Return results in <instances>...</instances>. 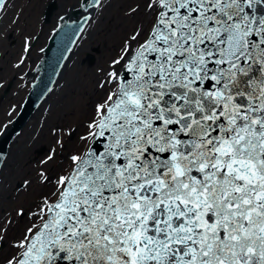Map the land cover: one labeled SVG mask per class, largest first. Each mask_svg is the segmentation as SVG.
Instances as JSON below:
<instances>
[{
    "label": "snow or ice",
    "instance_id": "1",
    "mask_svg": "<svg viewBox=\"0 0 264 264\" xmlns=\"http://www.w3.org/2000/svg\"><path fill=\"white\" fill-rule=\"evenodd\" d=\"M81 6L70 31L87 35L106 0ZM144 11L147 26L99 70L106 95L85 148L5 264H264V0H146Z\"/></svg>",
    "mask_w": 264,
    "mask_h": 264
},
{
    "label": "rangeland",
    "instance_id": "2",
    "mask_svg": "<svg viewBox=\"0 0 264 264\" xmlns=\"http://www.w3.org/2000/svg\"><path fill=\"white\" fill-rule=\"evenodd\" d=\"M50 1L52 0H9L2 12L0 134L17 115L30 87L32 70L40 54L39 48L30 46L26 52L25 43L22 47L24 36L29 42L32 35L30 32L26 33L28 22L33 23L34 32L38 30L37 33H43L46 38L56 19L67 12V9L77 7L80 0H55L56 9L50 21L45 22L42 20L43 4L48 5ZM145 3L146 0H106V7L102 12H93L96 23L90 29L86 26L87 35H80L53 89L11 141L0 171V237H3L0 241V264H5L7 258L14 254L12 244L21 238L24 229L29 226L30 213L35 210V204L53 190L57 176L66 170L63 165L71 161V154L79 151L75 142L83 131H87V123L93 116L95 103L106 95V92H101L97 87L102 78L99 70H107L108 63L122 44V38L133 31L143 14L146 15L144 25L147 26ZM137 4L140 5V11L133 15L129 9ZM15 46H18V52L10 59L9 52ZM88 54L93 56L91 61L87 59ZM21 57L24 58V63L16 67ZM90 79L93 85L87 92L84 85ZM10 83L11 87L6 92ZM72 117L79 119L75 118L72 123ZM85 119L87 120L84 121ZM70 128L75 130L74 135L69 136ZM53 129L57 131L54 132ZM53 150L54 159L48 161L47 157L53 154ZM41 172L50 177V183L41 181ZM24 179L31 181V187L27 191L21 189L18 192L16 185ZM20 206L29 213L23 219L16 216ZM10 220L13 223L8 224Z\"/></svg>",
    "mask_w": 264,
    "mask_h": 264
},
{
    "label": "water",
    "instance_id": "3",
    "mask_svg": "<svg viewBox=\"0 0 264 264\" xmlns=\"http://www.w3.org/2000/svg\"><path fill=\"white\" fill-rule=\"evenodd\" d=\"M85 2L86 0H80L77 7L70 8L67 12L60 15L57 19L56 27L51 30L50 35H48L47 42L42 47L43 51H41V55L32 70L30 79L33 80L30 82V87L21 103L19 111L16 117L12 119L10 125L0 134V152L5 154L4 161L8 154L11 141L53 89L69 54L78 41L81 32L77 31L73 34L70 30L84 25V17L88 12L81 5ZM55 9L56 1L52 0L47 5L44 13L45 22L50 21L51 15ZM61 17H63V19H61ZM66 47L68 50L64 51ZM87 59L91 61L93 56L88 54ZM11 83L8 84L5 90L6 92L9 91ZM1 169L2 166H0V171Z\"/></svg>",
    "mask_w": 264,
    "mask_h": 264
},
{
    "label": "flooded vegetation",
    "instance_id": "4",
    "mask_svg": "<svg viewBox=\"0 0 264 264\" xmlns=\"http://www.w3.org/2000/svg\"><path fill=\"white\" fill-rule=\"evenodd\" d=\"M7 5V4H6ZM46 5V4H45ZM44 4H43V9L44 10H42L43 11V15H44V13H45V10H46V7H47V5L45 6ZM44 6H45V8H44ZM68 10V9H67ZM66 11V10H65ZM4 12V11H3ZM58 19V18H57ZM57 19H56V21H55V23L52 25V29L51 30H53L55 27H56V24H57ZM42 20H44V17L42 18ZM7 26V25H6ZM26 30V33H32V35L30 36V40H29V42H30V46H32V47H34V48H36V49H38V51H39V53L41 54V49H42V47L44 46V44L47 42V37H48V35H50V32L48 33V35L46 36V38H44L45 37V35L42 33L41 35L40 34H38L37 32H38V30L36 31V32H34V25H33V23L31 24V22H28V25H27V27L25 28ZM44 39V40H43ZM43 41V42H42ZM23 45H22V47H24V43H25V36H24V39H23ZM19 46V45H18ZM18 46H15V47H13V48H11V50H10V52H9V57H10V59L12 58V56L14 55V54H16L17 52H18ZM40 54L38 55V58L40 57ZM8 61V60H7ZM8 62H10V61H8Z\"/></svg>",
    "mask_w": 264,
    "mask_h": 264
},
{
    "label": "bare ground",
    "instance_id": "5",
    "mask_svg": "<svg viewBox=\"0 0 264 264\" xmlns=\"http://www.w3.org/2000/svg\"><path fill=\"white\" fill-rule=\"evenodd\" d=\"M8 1L9 0H7V2H6V4L8 3ZM3 12V11H2ZM2 12H1V14H0V18H1V15H2ZM88 12V11H87ZM147 21V19H146V15L145 14H143L142 16H141V18L139 19V21H138V23H137V25H139V24H144L145 22ZM136 25V26H137ZM124 30L122 29V31L121 32H123ZM119 36H120V34H119ZM122 40H123V38H122ZM33 79H31V81H32ZM92 85H93V83H92V79H90L89 81H87L86 83H85V85H84V88L85 89H87L88 91L87 92H89V89H91L92 88ZM40 106V105H39ZM36 111V110H35ZM34 111V112H35ZM77 114H79L80 113V111H79V109H77ZM15 114H16V112H15ZM14 114V115H15ZM16 117V116H15ZM75 118L77 119L78 117H72V123H74V120H75ZM79 119V118H78ZM87 119H85L84 121H86ZM87 132H88V129H87V131H83L82 133H81V136H86L87 135ZM75 145H76V147H77V149H79V151L80 150H83L84 148H85V144L83 143V142H81V140H80V138L78 139V140H76V142H75ZM67 161V160H66ZM70 164H71V161L70 162H65V164L63 165L64 166V168L67 170L68 168H69V166H70ZM67 166V167H66ZM62 167V166H61ZM65 170V171H66ZM0 230H2L1 228H0ZM2 232V231H1ZM3 233V232H2ZM4 234V233H3Z\"/></svg>",
    "mask_w": 264,
    "mask_h": 264
}]
</instances>
